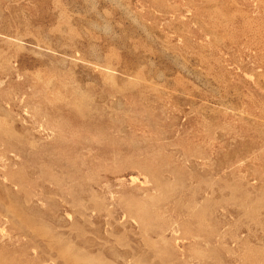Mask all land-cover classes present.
Segmentation results:
<instances>
[{
  "label": "rangeland",
  "instance_id": "obj_1",
  "mask_svg": "<svg viewBox=\"0 0 264 264\" xmlns=\"http://www.w3.org/2000/svg\"><path fill=\"white\" fill-rule=\"evenodd\" d=\"M0 264H264V0H0Z\"/></svg>",
  "mask_w": 264,
  "mask_h": 264
}]
</instances>
